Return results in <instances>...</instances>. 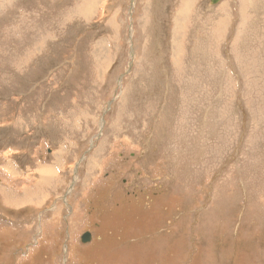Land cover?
<instances>
[{"label":"rangeland","instance_id":"obj_1","mask_svg":"<svg viewBox=\"0 0 264 264\" xmlns=\"http://www.w3.org/2000/svg\"><path fill=\"white\" fill-rule=\"evenodd\" d=\"M0 264H264V0H0Z\"/></svg>","mask_w":264,"mask_h":264},{"label":"water","instance_id":"obj_2","mask_svg":"<svg viewBox=\"0 0 264 264\" xmlns=\"http://www.w3.org/2000/svg\"><path fill=\"white\" fill-rule=\"evenodd\" d=\"M218 1H220V0H212V3H216V2H218ZM91 239V235H90V233L89 232H85L84 234H83V236H82V240L83 241H87V240H90Z\"/></svg>","mask_w":264,"mask_h":264},{"label":"crops","instance_id":"obj_3","mask_svg":"<svg viewBox=\"0 0 264 264\" xmlns=\"http://www.w3.org/2000/svg\"><path fill=\"white\" fill-rule=\"evenodd\" d=\"M31 192V191H30ZM10 197V196H9ZM9 197H6V198H9ZM27 198H29V196H28V193H27ZM24 202V201H23Z\"/></svg>","mask_w":264,"mask_h":264}]
</instances>
